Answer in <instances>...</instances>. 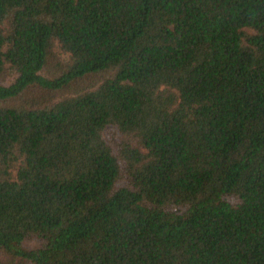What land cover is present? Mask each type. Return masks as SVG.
<instances>
[{"label": "trees", "instance_id": "trees-1", "mask_svg": "<svg viewBox=\"0 0 264 264\" xmlns=\"http://www.w3.org/2000/svg\"><path fill=\"white\" fill-rule=\"evenodd\" d=\"M0 264H264V0H0Z\"/></svg>", "mask_w": 264, "mask_h": 264}]
</instances>
